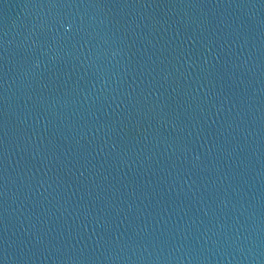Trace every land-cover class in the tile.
I'll return each mask as SVG.
<instances>
[{
    "label": "water",
    "instance_id": "obj_1",
    "mask_svg": "<svg viewBox=\"0 0 264 264\" xmlns=\"http://www.w3.org/2000/svg\"><path fill=\"white\" fill-rule=\"evenodd\" d=\"M0 264H264V0H0Z\"/></svg>",
    "mask_w": 264,
    "mask_h": 264
}]
</instances>
